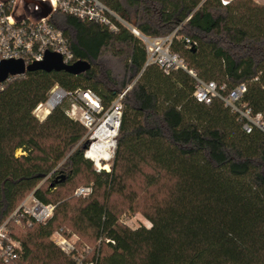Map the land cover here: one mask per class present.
Here are the masks:
<instances>
[{"label": "trees", "instance_id": "obj_1", "mask_svg": "<svg viewBox=\"0 0 264 264\" xmlns=\"http://www.w3.org/2000/svg\"><path fill=\"white\" fill-rule=\"evenodd\" d=\"M102 1L145 36L174 34L171 49L196 76L147 64L144 40L119 20L113 31L54 18L75 60L91 67L35 68L0 88V224L30 193L55 204L45 222H10L23 246L14 264H78L56 230L79 235L96 264H264V130L247 132L220 96H194L197 78L225 85L223 96L245 82L238 104L264 113V3ZM56 83L92 89L105 108L126 90L110 171L85 157L87 128L67 115V100L43 120L33 113ZM82 183L93 185L87 196L75 194ZM124 212L151 226L127 225Z\"/></svg>", "mask_w": 264, "mask_h": 264}, {"label": "built area", "instance_id": "obj_2", "mask_svg": "<svg viewBox=\"0 0 264 264\" xmlns=\"http://www.w3.org/2000/svg\"><path fill=\"white\" fill-rule=\"evenodd\" d=\"M229 2L230 0H221L224 5ZM67 14L99 23L113 31L117 30L116 20H119L144 40L148 52L147 64L157 63L167 73L178 68L189 70L181 55L171 49L174 34L161 37L145 36L102 0H0V64L7 59H21L26 65L39 63L45 60L49 52L61 54L65 63L74 62L75 56L69 47L68 37L54 21L55 17ZM186 41L188 46L192 47L190 39L186 38ZM189 72L196 76L192 70ZM3 83H0V88ZM219 88L225 89V85L219 87L213 80L205 82L197 78L194 96L198 101L205 103H210L215 96H220L232 111L238 113L247 132H251L254 127L264 130V113L254 112L245 103L242 106L238 104L247 91L245 82L233 87L226 96L219 93ZM125 94L126 90L120 92L111 105L105 108L101 96L92 89L78 87L66 90L56 83L50 89L47 99L39 103L33 113L39 120H43L52 109L67 100V115L87 128L84 140V145L87 144L85 157L93 161L97 171H110L117 146ZM103 125L109 130L104 135L100 132ZM96 149L98 154L95 155L92 151ZM92 191L93 185L88 184L78 187L75 194L87 196ZM54 209V203L43 202L30 193L0 224V261L14 264L22 251V242L13 235L10 228L12 220L20 222L22 217H25L28 220L45 222L53 215ZM52 239L78 264H96L95 259L86 257L90 250L88 245L80 249L76 241L61 230H56Z\"/></svg>", "mask_w": 264, "mask_h": 264}, {"label": "water", "instance_id": "obj_3", "mask_svg": "<svg viewBox=\"0 0 264 264\" xmlns=\"http://www.w3.org/2000/svg\"><path fill=\"white\" fill-rule=\"evenodd\" d=\"M192 48H194L193 45ZM90 67L91 64L82 59L75 60L72 63H65L62 55L57 52H49L42 62L29 65H26L21 59H7L0 64V83L5 82L10 75L24 74L26 71L35 68L46 71L65 70L73 74H78L86 71ZM86 147L87 144L84 145V148ZM52 185H54V182H52Z\"/></svg>", "mask_w": 264, "mask_h": 264}, {"label": "rangeland", "instance_id": "obj_4", "mask_svg": "<svg viewBox=\"0 0 264 264\" xmlns=\"http://www.w3.org/2000/svg\"><path fill=\"white\" fill-rule=\"evenodd\" d=\"M90 184V183H89ZM83 185H88V183H82L80 185H78V187L83 186ZM77 187V188H78ZM76 188V189H77ZM75 189V190H76ZM121 220H123L124 223H126L127 225L131 226V227H138L140 225H145L147 227L151 226V222L149 221V219H147L142 213L140 212H136V213H132V212H124L121 215ZM65 231V230H64ZM67 233H70V230L67 229L66 230ZM66 235V234H65ZM70 238L74 241H76L78 247L80 249L84 248L86 246L85 242H81L79 235H77L76 233H72L69 234Z\"/></svg>", "mask_w": 264, "mask_h": 264}, {"label": "bare ground", "instance_id": "obj_5", "mask_svg": "<svg viewBox=\"0 0 264 264\" xmlns=\"http://www.w3.org/2000/svg\"><path fill=\"white\" fill-rule=\"evenodd\" d=\"M111 122H112V121H111ZM112 123L115 124L114 121H113ZM107 126H108V123H107ZM100 132H101V134L104 135L105 133H108L109 130H106V129H105V126L103 125V126L101 127V129H100ZM92 153L96 155V154H98V150H97V149H96V150H93Z\"/></svg>", "mask_w": 264, "mask_h": 264}, {"label": "crops", "instance_id": "obj_6", "mask_svg": "<svg viewBox=\"0 0 264 264\" xmlns=\"http://www.w3.org/2000/svg\"><path fill=\"white\" fill-rule=\"evenodd\" d=\"M256 1L261 2V3H264V0H256Z\"/></svg>", "mask_w": 264, "mask_h": 264}]
</instances>
